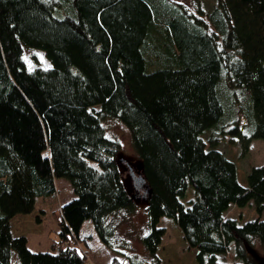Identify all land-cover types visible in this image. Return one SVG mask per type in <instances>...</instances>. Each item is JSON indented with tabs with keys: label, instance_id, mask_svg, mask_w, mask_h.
<instances>
[{
	"label": "trees",
	"instance_id": "trees-1",
	"mask_svg": "<svg viewBox=\"0 0 264 264\" xmlns=\"http://www.w3.org/2000/svg\"><path fill=\"white\" fill-rule=\"evenodd\" d=\"M24 50L50 66L35 57L28 67ZM103 118L127 129L145 181L150 261L130 264H160L161 219L194 264H260L250 252L264 246V166L242 187L217 148L243 158L264 142V0H215L208 13L171 0H0V264H90L85 221L110 248L105 219L132 213L136 194L123 187ZM57 179L73 198L50 253H34L9 222L54 196ZM248 204L253 220L224 216Z\"/></svg>",
	"mask_w": 264,
	"mask_h": 264
},
{
	"label": "rangeland",
	"instance_id": "rangeland-1",
	"mask_svg": "<svg viewBox=\"0 0 264 264\" xmlns=\"http://www.w3.org/2000/svg\"><path fill=\"white\" fill-rule=\"evenodd\" d=\"M185 5L189 10L195 11L202 8L205 13L211 11L215 0H171ZM35 54V55H34ZM37 57L39 67L48 68L49 62L40 51L24 50L22 58L28 67H32V60ZM38 66V65H36ZM104 136L119 144L117 167L121 176L124 189L128 194H136L132 213L118 211L105 219V227L110 232L108 236L109 249L103 246L95 235L90 221H85L79 231L80 236H89V249L87 260L90 264H111L116 260L117 264H130V259L137 261H150L143 250L140 239L146 234L145 203L142 196L144 188H136L133 179L137 174V158L131 148L130 137L127 129L118 121L103 118L100 122ZM5 149V140L0 138V150ZM217 151L234 164L236 180L242 187L246 186V175L251 168L264 166V142L252 141L248 152L243 158H238L237 146L227 143L218 145ZM55 195L52 197L35 199L33 210L27 215H17L9 222L12 237L23 236L26 239V247L31 252L50 253V244L58 240V222L60 221V206L73 198L71 189L66 181L57 179L54 182ZM192 196L187 190L186 198ZM226 217L233 218L237 224L253 220L258 217L250 204L242 208H234L224 213ZM264 220V211L259 217ZM158 227L163 228V236L156 248L155 256L160 264H194V251L188 250L181 239L179 230L166 219H161ZM254 252H250L254 258L260 259L264 264V246L253 242ZM89 253V254H88ZM130 257V258H128ZM115 261V262H116ZM116 264V263H114Z\"/></svg>",
	"mask_w": 264,
	"mask_h": 264
},
{
	"label": "water",
	"instance_id": "water-1",
	"mask_svg": "<svg viewBox=\"0 0 264 264\" xmlns=\"http://www.w3.org/2000/svg\"><path fill=\"white\" fill-rule=\"evenodd\" d=\"M133 183H134V189L137 190L136 188H143L144 184H145V181L144 179L142 178L140 172H139V169H137V174L136 176L134 177L133 179ZM146 192V191H145Z\"/></svg>",
	"mask_w": 264,
	"mask_h": 264
},
{
	"label": "crops",
	"instance_id": "crops-1",
	"mask_svg": "<svg viewBox=\"0 0 264 264\" xmlns=\"http://www.w3.org/2000/svg\"><path fill=\"white\" fill-rule=\"evenodd\" d=\"M54 182H55V180H54ZM225 216V215H224ZM226 217V216H225Z\"/></svg>",
	"mask_w": 264,
	"mask_h": 264
}]
</instances>
